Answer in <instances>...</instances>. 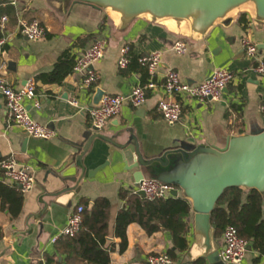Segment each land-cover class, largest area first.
Returning <instances> with one entry per match:
<instances>
[{"label": "crops", "instance_id": "obj_1", "mask_svg": "<svg viewBox=\"0 0 264 264\" xmlns=\"http://www.w3.org/2000/svg\"><path fill=\"white\" fill-rule=\"evenodd\" d=\"M1 14L8 15L9 21L0 30V35L8 37L0 72L15 88L51 73L68 51L76 63L95 40L106 39L107 47L104 58L95 64L99 80L94 87L85 88L83 75L74 67L61 82L36 79L41 106L37 108L31 101H27V106L36 121L57 132L53 138H35L21 126L8 124L7 108L0 99V161L14 156L18 162L30 165L35 177L34 188L23 192L22 205L17 210L11 189H19L0 170V264H90L76 257L68 262L64 237L56 243H51V238L66 226L80 202L86 200L93 205L99 197L111 202L107 237V245L114 246L111 264H149V254L170 251L175 253L177 264H195L198 260L204 264H264V251L252 241L241 262H224L220 257L224 231L216 234L213 224V252L218 250L219 254L211 263L204 238L196 229L193 210L187 218V249L177 248L169 230L149 234L139 223L132 222L127 227V247L121 251V238L114 231L117 214L126 206L121 192L138 185L136 174L140 169H130L132 154L128 153L125 162L119 151L110 152L114 149L103 138L126 129L138 138L142 153L152 158L182 146L222 148L231 136L264 130V79L245 71L256 59L248 56L242 45V38L249 37L259 46L258 58L264 59V29L256 27L249 14L246 13L247 26L239 21V16L231 25H217L199 40L183 37L145 18L135 19L120 29L104 10L81 2L60 11L50 0H0ZM19 18L38 19L47 27V35L30 40L18 31ZM179 39L187 42L185 53L172 48ZM124 46L130 47V63L121 68L120 50ZM156 51L162 53L156 76L158 88L148 92L143 106L136 108L126 103L117 117L96 131L89 110L94 106L97 90L129 94L137 85L145 84L149 73L139 58ZM220 67L233 71L235 79L219 99L183 98L180 121L171 125L164 120L157 104L164 95L162 84L168 69L178 71L183 80L200 83ZM72 99H77L79 105H72ZM145 173V178H152L146 170ZM179 196L184 197L182 193ZM261 219L264 220V202Z\"/></svg>", "mask_w": 264, "mask_h": 264}, {"label": "water", "instance_id": "obj_2", "mask_svg": "<svg viewBox=\"0 0 264 264\" xmlns=\"http://www.w3.org/2000/svg\"><path fill=\"white\" fill-rule=\"evenodd\" d=\"M79 2L104 10L120 29L145 18L192 40L202 39L217 25H231L241 13L249 14L253 24L264 29V0H50L60 11ZM104 94L102 89L97 90L94 105ZM103 138L112 145L114 150L110 152L119 151L125 162L128 153L132 154L130 169H140L136 174L138 184L146 177V170L149 176L178 187L172 194L177 197L182 193L190 201L196 229L204 238L211 263L219 254L218 250L213 252L211 215L224 191L239 187L264 194V130L231 136L222 148L182 146L152 158L142 153L138 138L126 129ZM139 194L145 196L142 190Z\"/></svg>", "mask_w": 264, "mask_h": 264}, {"label": "built area", "instance_id": "obj_3", "mask_svg": "<svg viewBox=\"0 0 264 264\" xmlns=\"http://www.w3.org/2000/svg\"><path fill=\"white\" fill-rule=\"evenodd\" d=\"M9 21L6 14L0 15V30L3 31ZM18 31L27 36L30 40H39L47 35V27L38 19L18 20ZM8 41L6 35H0V59L4 47ZM242 45L248 56L256 59V62L245 71H252L264 79V59L258 58L259 46L247 36L242 38ZM107 47L106 39H98L82 54H80L74 65V71L83 75V86L85 88L97 85L99 75L95 64L104 58ZM172 48L178 53H185L188 49L187 42L183 39L177 40ZM130 47L124 46L120 50L119 66L126 68L130 63ZM140 63L145 66L149 73V80L145 84L137 85L129 94L105 93L99 103L90 108L92 124L95 130L101 131L107 122L117 117L126 103L133 107L143 106L148 98L150 90L158 88L156 76L162 63V53L159 51L143 55L139 58ZM235 79V73L225 67L217 68L203 82L190 83L183 80L180 73L174 69H168L165 73L162 88L164 95L157 104V110L164 120L173 125L180 121L184 107L181 102L183 98L211 99L217 100L223 91ZM3 99L7 108L8 124L21 126L25 132L32 137L50 139L57 135V132L48 125L36 121L30 114L27 101H31L35 107L41 106L39 95L36 91L35 80L29 79L21 88H15L0 72V99ZM74 106H78L77 99L70 100ZM264 110V105L262 106ZM0 170L3 175L16 184L22 192L30 191L35 186L33 169L28 164L18 162L11 156L0 161ZM178 187L175 184L167 183L156 178H144L134 189L139 193L142 190L145 196L151 199L168 198L173 196V191ZM84 207L78 205L70 214L66 226L60 233L51 238V243H56L63 237L75 236L80 230L83 222L82 212ZM249 241L239 235L238 229L233 224H228L223 233V248L220 252L221 259L226 263L241 262L248 252ZM149 264H177L176 260L167 253H151L148 255Z\"/></svg>", "mask_w": 264, "mask_h": 264}, {"label": "trees", "instance_id": "obj_4", "mask_svg": "<svg viewBox=\"0 0 264 264\" xmlns=\"http://www.w3.org/2000/svg\"><path fill=\"white\" fill-rule=\"evenodd\" d=\"M239 21L247 26L249 23L247 14L242 13ZM74 65L75 60L68 51L59 59L51 73L41 74L36 79L61 82L73 70ZM36 79H34L35 82H37ZM11 190L18 210L22 205L23 192L16 189ZM121 197L126 206L118 212L114 229L115 235L121 238V251L127 247L126 232L128 225L132 222L139 223L149 234L161 229L169 230L179 250L188 248L187 218L192 211V205L187 198L172 196L151 199L133 190H123ZM263 202L264 194L258 190L245 191L239 187L226 189L219 198L218 207L211 215L215 233L221 234L228 224H233L237 227L241 237L252 241L257 249L264 251V220L261 219ZM78 205L84 207L81 230L75 236H67L62 240V244L68 249V262L76 257L90 264H111L110 252L114 246L107 245L110 232V200L106 197H99L93 205L86 200ZM168 254L175 259L174 252L170 251ZM195 264L204 263L198 260Z\"/></svg>", "mask_w": 264, "mask_h": 264}]
</instances>
